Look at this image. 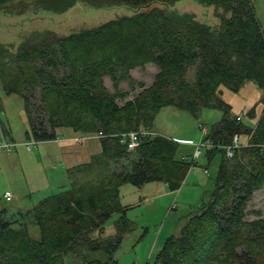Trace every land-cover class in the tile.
I'll list each match as a JSON object with an SVG mask.
<instances>
[{
    "label": "trees",
    "instance_id": "1",
    "mask_svg": "<svg viewBox=\"0 0 264 264\" xmlns=\"http://www.w3.org/2000/svg\"><path fill=\"white\" fill-rule=\"evenodd\" d=\"M10 1L17 4L5 7L6 13L27 10L29 0H0V6ZM179 1L38 0L33 4L36 9L55 14L77 3L126 11L98 27L66 36L33 31L15 47L0 43V85L5 94L23 98L28 140L51 141L58 129L69 128L97 133L101 144L99 155L67 170V182L57 193L24 211L8 214L0 208V264H64L70 253H80L88 264H117L113 253L133 224L121 203L115 211L120 213L115 233L91 236L113 215L111 194L119 199L123 184L141 188L156 182L175 193L196 165L190 146L160 135L142 138L135 149H127V135L152 133L156 115L165 107L195 118L203 109L218 110L221 117L206 128L203 140L212 146L205 148L208 161L219 152L221 158L212 190L188 214L179 232L165 240L153 264H264V219H245L247 204L264 187V30L251 0H194L223 11L219 23L211 26L179 12L175 8ZM147 65L157 69L152 83H137L139 92L124 101L126 94L118 83ZM105 78L113 92L106 88ZM246 82L255 83L262 93L263 110L253 127L244 119L254 118L255 107L239 115L223 98L225 90L238 93ZM34 85L41 87L43 97V104L34 109L50 131L43 120L33 118L21 93ZM117 100L124 102L119 105ZM234 136L249 137L248 146L234 149L227 159L224 147ZM131 152L139 158L129 174L97 175L101 178L79 187L70 179L74 169L99 159L119 161ZM29 227L35 237L29 235ZM93 252L106 259L94 258Z\"/></svg>",
    "mask_w": 264,
    "mask_h": 264
},
{
    "label": "rangeland",
    "instance_id": "2",
    "mask_svg": "<svg viewBox=\"0 0 264 264\" xmlns=\"http://www.w3.org/2000/svg\"><path fill=\"white\" fill-rule=\"evenodd\" d=\"M35 1L38 0H29L26 2L27 10L15 24L6 26V19L3 21L2 16H0V21L4 22L0 24V41L2 44H10L15 47L22 41L23 37L33 31H52L57 35L66 36L82 29L98 27L103 23L115 19L126 11L124 8L95 9L84 3H77L68 11L62 14H55L43 9H36L33 6ZM16 4V1H10L4 6L1 5L0 8L5 9V7H8L10 9L9 6ZM175 8L181 13L193 14L197 21L210 26L219 23L218 16L223 12L221 9H216L213 6H201L194 0H181L176 3ZM22 71H26L25 67L22 68ZM156 72L157 69L153 65H147L142 69L137 68L132 70L128 74L129 80L123 79L117 85V88L126 94L124 101L133 99L139 92L136 85L137 83L141 82L146 86L150 85ZM121 76L122 75H118L120 79L122 78ZM105 86L110 92H113V84L108 78H105ZM259 90L260 88L255 83L248 82V84L244 86V89L238 93L225 90L223 98L232 106L233 113L245 115V110L243 108L244 101L257 100V93L261 91ZM21 93L27 99L33 118L43 120L34 109L36 106H41L43 104L41 87L34 85L27 91L21 89ZM261 96L262 93L260 92V98ZM124 101L117 100V103L121 105ZM261 110H263V106L258 102L253 110L254 118L250 119V117L245 116L244 124L253 127L260 117ZM220 117L221 113L214 109H203L195 118L186 111L174 107H165L156 115L152 135L164 137L173 136L181 140L193 139L195 140V144H200L203 140V135L198 125L200 124L202 128L205 127L208 129L211 125L215 124ZM43 121L46 129L50 131L47 122L45 120ZM154 131H156V133H154ZM95 135L97 138H100L99 134L95 133ZM246 139L247 137L244 139L243 136H240V143ZM3 142L1 144V149L4 151H11V149H4ZM77 142L78 139L76 138V143ZM27 143L33 142L30 141ZM188 146L193 149V154L194 146ZM24 147L27 151L34 148L32 146L31 149H27L26 143ZM201 151L202 154L195 159L196 165L190 169L182 186L175 193L169 191L166 184L156 182L145 184L141 188L134 187L130 184H123L118 193L120 201L115 194H111L113 215L106 221L103 227L94 231L91 236L96 237L99 233L103 236L114 234V223L120 216V213L115 214V211L118 212V208L121 206L125 208L124 215L128 220L132 221L133 224L131 230L124 236L120 246L113 253V257L117 261V264H153L165 240L171 235H176L179 232L185 224L188 214L193 212L206 193L212 190L216 167L220 161L221 153L215 154L213 160L209 162L205 148H202ZM138 158L137 154L131 152V154L119 161L105 162L104 159H99L98 162H95L89 167L74 169L71 172L73 176L70 177V179L73 178L75 182L71 179L72 183L76 187H79L91 184L98 178L107 177L112 174H129L133 164L137 162ZM26 165L29 164L27 162L24 163L23 175H26L27 178L29 176V181L31 183L32 175H29L30 171ZM38 173L36 179L41 177V174L38 175ZM97 175H101V177ZM39 183H42L40 178ZM37 186L42 189L45 187L39 184H37ZM12 187L18 188L19 184L16 183ZM40 190L41 189L34 193V195L42 194ZM50 191V193L58 192L56 188H53V190L50 189ZM50 193L35 198L32 204ZM26 201H28V199ZM6 202L2 201V203L8 207H13L17 204L20 205L18 197H14L13 195H11L10 201L8 203ZM26 203L31 202L29 200V202ZM245 212V219L247 221L264 219V187L253 194L245 208ZM36 230L37 228H35V231ZM29 235L35 237L33 227H29ZM92 255L97 259H106L103 253L93 252ZM64 264L88 263L85 257L80 253H70L64 258Z\"/></svg>",
    "mask_w": 264,
    "mask_h": 264
},
{
    "label": "crops",
    "instance_id": "3",
    "mask_svg": "<svg viewBox=\"0 0 264 264\" xmlns=\"http://www.w3.org/2000/svg\"><path fill=\"white\" fill-rule=\"evenodd\" d=\"M251 2L256 17L264 30V0H251ZM22 15L14 11L6 13L5 9L0 8V16H2L3 21L6 19V26L15 24ZM2 23L4 22L0 21V24ZM0 43L2 42L0 41ZM246 84L248 82L243 85L240 91L244 89ZM260 92L257 93V100L244 101L245 112L256 107L260 99ZM154 132L156 133V131ZM79 137L85 138L81 144L76 143V138ZM167 138L180 143L189 142L192 144L195 142L193 139L181 140L173 136ZM3 141L11 142L14 145L11 151L1 149ZM27 142L30 141L27 138L24 100L17 94H5L0 85V208L8 210V214L16 210H27L35 198L50 193V189L56 188L58 190L67 182V170L85 165L93 156L101 153L100 139L96 137L95 133L80 134L69 128L58 129L56 138L51 141L35 142V147L30 151L24 147ZM25 162L29 164L26 166L30 171L29 175H32L31 183L29 176L27 178L26 175H23ZM37 173L38 175L41 174L39 177L42 180L41 184L39 178L36 179ZM16 183L19 184V187L13 188L12 186ZM37 184L45 187L43 189L38 188ZM39 189H41L42 194L35 196L34 193ZM5 194L18 197L20 205L6 206L2 203ZM27 199L28 201H26ZM29 200L31 203H26Z\"/></svg>",
    "mask_w": 264,
    "mask_h": 264
},
{
    "label": "built area",
    "instance_id": "4",
    "mask_svg": "<svg viewBox=\"0 0 264 264\" xmlns=\"http://www.w3.org/2000/svg\"><path fill=\"white\" fill-rule=\"evenodd\" d=\"M198 127L202 131V135H203V138H204L206 136V134H207V129L205 127L202 128V125H199ZM148 136H152V133H150V132H131V133H129L127 135V137H126V139H127V142H126L127 143V149L128 150L135 149L138 146L139 141L142 138H145V137H148ZM77 139H78L77 143L81 144L82 141L85 138L79 137ZM248 141H249V137H247V139L243 143H240V137L234 136L232 142L229 145L224 147L226 158L227 159H231L232 158L234 149L239 148V147H247L248 146ZM185 144L194 146V152L192 154L193 160L198 158L201 155L202 148H211L212 147L211 144L208 141H205V140H202V142L200 144H195V143L191 144L189 142L185 143ZM26 145H27V149H31L32 146L35 147L34 146L35 142L26 143ZM13 146L14 145L11 142H7V141L3 142V147H4L5 150L12 149ZM184 159H186V158H184ZM4 197H5L6 201H10V199H11V195L10 194H6Z\"/></svg>",
    "mask_w": 264,
    "mask_h": 264
}]
</instances>
